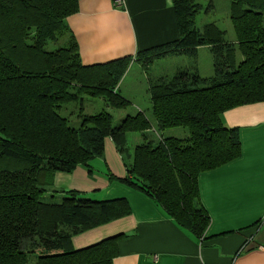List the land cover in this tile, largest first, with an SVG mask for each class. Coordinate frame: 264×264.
<instances>
[{
  "label": "trees",
  "instance_id": "trees-1",
  "mask_svg": "<svg viewBox=\"0 0 264 264\" xmlns=\"http://www.w3.org/2000/svg\"><path fill=\"white\" fill-rule=\"evenodd\" d=\"M78 2L0 0V264H111L121 235L77 250L69 241L128 215L127 202L46 189L55 172L70 173L100 157L105 137L126 160L129 132H138L142 143L124 163L125 176L116 180L152 198L181 228L202 236L208 216L198 204L197 176L239 155L237 131L224 127L220 114L264 102V0H229L235 43H227L213 23L195 28L201 7L196 0H171L175 39L92 65L81 64L65 24ZM61 36L63 47L44 50L47 41ZM198 47L209 51L210 77L197 73ZM171 56L190 62L170 77H147L150 113L159 132L182 127L185 137L160 135L152 145L145 140L149 122L141 112L114 127L104 109L79 112L76 127L58 114L81 95L101 98L109 109L125 108L128 101L115 88L127 66L134 61L147 74L152 62Z\"/></svg>",
  "mask_w": 264,
  "mask_h": 264
},
{
  "label": "crops",
  "instance_id": "crops-1",
  "mask_svg": "<svg viewBox=\"0 0 264 264\" xmlns=\"http://www.w3.org/2000/svg\"><path fill=\"white\" fill-rule=\"evenodd\" d=\"M65 24L82 65L133 56L177 36L171 0H79ZM208 53L206 47L197 48V73L198 57L208 59L201 77L212 73ZM157 73L149 76L135 62L127 66L116 91L133 109L128 116L142 113L141 103L133 99L138 92L149 108L147 77L163 76L161 70ZM220 120L237 131L239 155L197 176L198 204L208 216L202 236L181 228L152 198L116 180L125 176L130 155L123 160L105 137L103 153L92 165L95 158L88 167L55 172L46 190H71L97 201L123 198L130 213L72 236L71 249L121 235L111 264H264V102L227 109Z\"/></svg>",
  "mask_w": 264,
  "mask_h": 264
},
{
  "label": "rangeland",
  "instance_id": "rangeland-1",
  "mask_svg": "<svg viewBox=\"0 0 264 264\" xmlns=\"http://www.w3.org/2000/svg\"><path fill=\"white\" fill-rule=\"evenodd\" d=\"M196 3L199 4L201 7L195 15L194 19V26L197 30H201L202 26L204 24L213 23L216 27H218L220 30L224 31V39L227 43H235L234 33L228 18V4L229 0H212L211 6H208L207 0H196ZM65 36L58 37L55 41H47L44 45V50L49 52L53 51L55 49H58L60 47H63L65 43ZM206 58H210V54L208 53ZM239 54L237 50H234V63L236 64L239 61ZM208 59H204L203 55L198 57V65H199V75L203 74V64L207 62ZM134 62V61H133ZM190 60L185 56H171L167 57L165 59L155 60L151 63L148 67V75L156 76L158 75V70H161V73L163 72V76L170 77L174 72L173 66L180 65L181 67L187 66L189 64ZM136 63V62H135ZM154 64V65H153ZM212 75V73H211ZM201 76V75H200ZM204 77V76H202ZM156 78V77H152ZM206 78V77H205ZM117 90V86L115 88ZM147 91V89H146ZM119 94V93H118ZM120 95V94H119ZM121 96V95H120ZM148 94L146 95L147 98ZM134 101L137 103H141L142 107V113L145 117V119L149 122V128L147 129L146 133L149 135L148 140H150L153 144L157 142L158 136L163 137H177V138H183L187 135V131L185 128L182 127H171L166 128L159 132L156 129L155 121L150 113V103L149 108L146 106V110L144 108V99L141 97L140 93L138 92V95H134L133 97ZM126 100V99H125ZM149 100V97H148ZM81 107V110L79 108ZM102 109L106 110L111 115V126H116L120 119L123 116L132 115L133 109L129 105L123 108V109H109L106 108L101 98L96 97H89L86 95H81L80 99H78L76 102H71L68 104L63 105L59 111L58 114L62 117L67 118L68 125L72 127H76L79 122L78 113L81 112L83 115H93L101 111ZM140 134L138 132H129L126 134V140L125 145H127V152L130 155L132 152L133 147L141 143ZM97 159H93L90 164L94 163ZM44 194H48V192H45Z\"/></svg>",
  "mask_w": 264,
  "mask_h": 264
}]
</instances>
